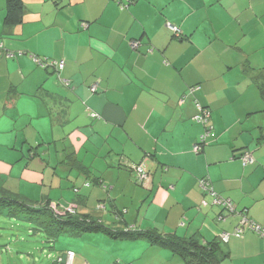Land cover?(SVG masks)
<instances>
[{
  "label": "crops",
  "instance_id": "1",
  "mask_svg": "<svg viewBox=\"0 0 264 264\" xmlns=\"http://www.w3.org/2000/svg\"><path fill=\"white\" fill-rule=\"evenodd\" d=\"M6 3L0 191L112 226L202 242L227 233L219 264H264V235L249 220L264 227V102L252 80L264 82V0H23L14 26L4 23ZM201 107L217 137L197 153ZM205 177L213 191L202 189ZM0 216L10 218L0 264H55L64 249L75 251L73 264H187L144 238L48 243L32 222Z\"/></svg>",
  "mask_w": 264,
  "mask_h": 264
},
{
  "label": "trees",
  "instance_id": "2",
  "mask_svg": "<svg viewBox=\"0 0 264 264\" xmlns=\"http://www.w3.org/2000/svg\"><path fill=\"white\" fill-rule=\"evenodd\" d=\"M6 14L4 23L6 26L18 25L23 21L24 16V3L23 0H6ZM176 26V25H175ZM172 30V29H171ZM175 34L180 35L182 30ZM1 42V41H0ZM4 49V45L0 48V51ZM45 61V60H43ZM261 75V74H260ZM260 75L253 78V82L260 90L261 97L264 102V82L260 80ZM263 77V76H261ZM98 91L97 89L95 92ZM207 110L209 117L207 120H200L196 116H202L203 112ZM94 117L98 116V113H92ZM194 116L196 122L205 125V133L201 135L198 142L193 146L195 152H200L209 141L206 139L208 136L212 137V140L217 137V133L213 125L210 123L211 111L206 107H201L199 114ZM209 133L207 136L206 134ZM206 135V136H205ZM195 145H199V150H195ZM244 150L239 156L241 159L246 152ZM141 166V165H137ZM136 167V168H137ZM143 169V167H142ZM145 171V169H143ZM146 172V171H145ZM208 181L207 187L204 182ZM201 187L204 192L213 191L211 188V182L208 178H202ZM18 194H13L6 190L0 191V213L4 211L8 217H21L24 220L32 222L33 227L36 230L43 232L46 241L59 242L63 237H75L81 236L85 233H104L111 238H144L151 243L164 245L169 247L173 252L178 253L184 257L187 264H219L220 261L228 254L223 249L225 243L221 234L219 237L213 238L206 242H202L195 235L186 237H180L176 233H161L155 228L150 229H132L127 227H118L117 225H110L104 223L101 218L96 217L90 213L78 212L76 208L72 211L66 209H57L51 204V201H47L43 204H30L22 199L18 198ZM220 199V198H219ZM221 206L231 212L235 211V205L230 199H220ZM231 202L233 209L228 205ZM242 212L246 216V210ZM248 218V216H246ZM250 221L254 222L249 218ZM73 251L72 249H64L55 259V264H63L59 260L60 257H64L67 252ZM2 249L0 246V254Z\"/></svg>",
  "mask_w": 264,
  "mask_h": 264
},
{
  "label": "built area",
  "instance_id": "3",
  "mask_svg": "<svg viewBox=\"0 0 264 264\" xmlns=\"http://www.w3.org/2000/svg\"><path fill=\"white\" fill-rule=\"evenodd\" d=\"M169 25H170L169 27H170L173 31H176V32H179V31H180L179 28H178L177 26H175V25H173V24H169ZM135 45H136V44H135ZM2 46H3V43L0 42V48H2ZM36 60H37L38 63L41 64L42 66H46L47 64H49L48 62L43 61V60H41V59H36ZM53 63H54V64H58V66H59L60 68L63 66V62H53ZM53 63H51V64H53ZM97 85H98L97 82L93 83V84L91 85V90H92V91H95V90L97 89ZM196 117L199 118L200 120H207V118L209 117V113H208L207 110H205V111L203 112L202 116H198V115H197ZM206 135L208 136L209 133H207ZM206 135H205V136H206ZM194 148H195V150H199L200 146H199V145H195ZM252 159H253V158H252V155H251V153L248 152V151H247V152L243 155V157H242V161H243L244 164L251 163V162H252ZM136 170H138V172H139V174H140V176H138V177H139L141 180L147 178V173L142 169L141 166H138V167L136 168ZM204 185H205V187H207V185H208V181L204 182ZM218 201L221 202L222 200H218ZM228 205L231 207V209H233V205H232L231 202H228ZM65 209H66V210H69V211H72V210H73L71 206H68V207H66ZM245 221H247V218H246V217H245ZM250 226H251V228H252L253 230H255V231L261 233L262 235H264V227H262L261 225H259V224L255 223V222H252V221H251ZM241 233H242V229H241L240 227H237L236 230H235V232H234V234H235L236 236H241V235H242ZM221 236H222V238H223L224 241H227L230 235L227 234V233H222ZM74 256H75V252H73V251H69V252H67V254H66L64 257H60L59 260H60L61 262H63V264H73L72 262H73Z\"/></svg>",
  "mask_w": 264,
  "mask_h": 264
},
{
  "label": "rangeland",
  "instance_id": "4",
  "mask_svg": "<svg viewBox=\"0 0 264 264\" xmlns=\"http://www.w3.org/2000/svg\"><path fill=\"white\" fill-rule=\"evenodd\" d=\"M32 130L34 131V129L32 128ZM34 143V145L36 144V143H38V141H36V142H33ZM101 164H103L102 162H101ZM9 219L10 218H5V217H2V216H0V230H7V228H10V222H9ZM14 221H16L15 219H13ZM22 223H24V222H22ZM24 224H26V223H24ZM2 232V231H1ZM1 242V241H0Z\"/></svg>",
  "mask_w": 264,
  "mask_h": 264
}]
</instances>
